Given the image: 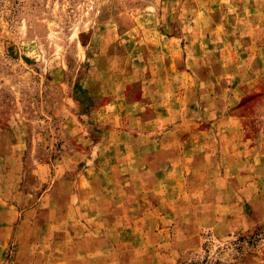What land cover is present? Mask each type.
I'll use <instances>...</instances> for the list:
<instances>
[{
	"label": "rangeland",
	"instance_id": "1",
	"mask_svg": "<svg viewBox=\"0 0 264 264\" xmlns=\"http://www.w3.org/2000/svg\"><path fill=\"white\" fill-rule=\"evenodd\" d=\"M0 264H264V0H0Z\"/></svg>",
	"mask_w": 264,
	"mask_h": 264
},
{
	"label": "crops",
	"instance_id": "2",
	"mask_svg": "<svg viewBox=\"0 0 264 264\" xmlns=\"http://www.w3.org/2000/svg\"><path fill=\"white\" fill-rule=\"evenodd\" d=\"M255 9H258L257 7H254ZM253 10V9H252ZM254 13L256 14L257 13V10H254ZM255 25V24H254Z\"/></svg>",
	"mask_w": 264,
	"mask_h": 264
}]
</instances>
